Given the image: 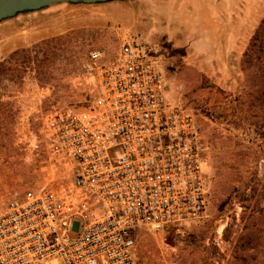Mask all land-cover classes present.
Masks as SVG:
<instances>
[{
    "label": "rangeland",
    "instance_id": "obj_1",
    "mask_svg": "<svg viewBox=\"0 0 264 264\" xmlns=\"http://www.w3.org/2000/svg\"><path fill=\"white\" fill-rule=\"evenodd\" d=\"M263 17L264 0H114L53 4L3 21L7 78L22 68L14 82L4 81L16 120L12 147L0 145V204L54 176L44 121L86 105L76 76L90 52L110 60L133 47L159 65L169 101L195 114L208 143L205 215L138 228V263L264 264V112L255 100L246 105L242 68ZM17 50L24 52L10 58Z\"/></svg>",
    "mask_w": 264,
    "mask_h": 264
},
{
    "label": "built area",
    "instance_id": "obj_2",
    "mask_svg": "<svg viewBox=\"0 0 264 264\" xmlns=\"http://www.w3.org/2000/svg\"><path fill=\"white\" fill-rule=\"evenodd\" d=\"M76 85L86 105L44 121L54 176L0 204V264H139L138 228L207 211L206 136L155 61L93 50Z\"/></svg>",
    "mask_w": 264,
    "mask_h": 264
},
{
    "label": "trees",
    "instance_id": "obj_3",
    "mask_svg": "<svg viewBox=\"0 0 264 264\" xmlns=\"http://www.w3.org/2000/svg\"><path fill=\"white\" fill-rule=\"evenodd\" d=\"M21 52L24 51H14L11 53L10 58ZM6 61L7 59L0 61V145H10L12 147L11 142L7 138L15 123L16 111L12 106V101L4 100V81L14 82L16 72L21 70L22 65L18 64L16 68H13L11 78H7ZM242 68L247 78L246 105L254 106L253 102L255 100L259 102L260 108L264 112V17L253 34L247 50L243 54Z\"/></svg>",
    "mask_w": 264,
    "mask_h": 264
},
{
    "label": "water",
    "instance_id": "obj_4",
    "mask_svg": "<svg viewBox=\"0 0 264 264\" xmlns=\"http://www.w3.org/2000/svg\"><path fill=\"white\" fill-rule=\"evenodd\" d=\"M114 0H0V24L20 14L42 11L53 4H102Z\"/></svg>",
    "mask_w": 264,
    "mask_h": 264
},
{
    "label": "crops",
    "instance_id": "obj_5",
    "mask_svg": "<svg viewBox=\"0 0 264 264\" xmlns=\"http://www.w3.org/2000/svg\"><path fill=\"white\" fill-rule=\"evenodd\" d=\"M16 45H14V47H15ZM17 46H19V45H17Z\"/></svg>",
    "mask_w": 264,
    "mask_h": 264
}]
</instances>
